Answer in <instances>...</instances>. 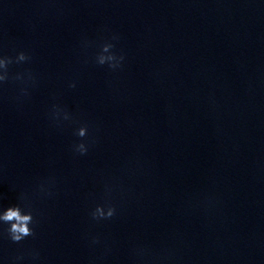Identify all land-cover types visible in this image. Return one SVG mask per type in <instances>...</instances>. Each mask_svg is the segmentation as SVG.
<instances>
[{
	"label": "clouds",
	"instance_id": "9594fccd",
	"mask_svg": "<svg viewBox=\"0 0 264 264\" xmlns=\"http://www.w3.org/2000/svg\"><path fill=\"white\" fill-rule=\"evenodd\" d=\"M112 39L115 40L118 39V37L114 35ZM113 47L114 45L112 43L103 44L101 46V52L95 58V62L100 66L107 64L108 68L111 70H116L122 67L125 57L122 54L117 55L112 52L111 49ZM30 60L31 56L25 51H20L15 56L0 55V88H2L9 81L19 82L21 87L19 88V95L17 96L18 100L26 98L30 95L29 85L33 87L35 86L36 76L30 70L11 75L10 65L21 64L29 62ZM75 86V83H71L69 85V87L72 88ZM49 118L54 124L61 126L64 121L72 120L73 116L66 108L54 103L51 105ZM75 135L79 139L78 142L73 144V151L79 155H86L90 143L92 142L87 140L89 137V125L87 123L81 124V126L76 129ZM54 183V180L51 178L48 181L41 182L38 185L39 192L47 196L53 195L51 187ZM111 192L112 189L106 186L105 203L97 204L90 212L92 220H108L116 215V207L109 199ZM19 201V203L0 211V224L8 225V227L4 229V234H6L7 239L16 244L21 243L27 237H34L36 235L34 225L37 222L34 216L32 203L27 194L21 193ZM91 243L94 245L99 244L100 238L98 236L91 237ZM31 256L35 261L39 258V253L33 252ZM23 258V256L15 257L13 264H16V261L22 260Z\"/></svg>",
	"mask_w": 264,
	"mask_h": 264
}]
</instances>
